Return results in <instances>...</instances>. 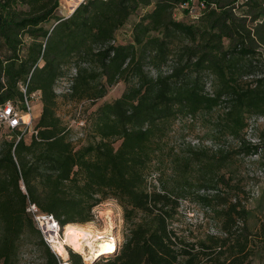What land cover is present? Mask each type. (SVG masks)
<instances>
[{
    "label": "trees",
    "instance_id": "obj_1",
    "mask_svg": "<svg viewBox=\"0 0 264 264\" xmlns=\"http://www.w3.org/2000/svg\"><path fill=\"white\" fill-rule=\"evenodd\" d=\"M59 1L0 0V104L34 93L42 104L28 141L17 130L0 141V264H19L25 235L40 242L45 264H57L27 202L65 227L91 222L108 199L127 232L113 257L89 264H252L264 237L251 233V211L226 178L231 157L190 153L172 188L150 180L179 118L214 115V136L236 141L248 118L264 119V0H84L70 16L58 14ZM72 69L71 101L96 103L125 85L89 112L79 146L56 116L54 86ZM191 188L203 191L215 233L188 238L174 228Z\"/></svg>",
    "mask_w": 264,
    "mask_h": 264
},
{
    "label": "rangeland",
    "instance_id": "obj_2",
    "mask_svg": "<svg viewBox=\"0 0 264 264\" xmlns=\"http://www.w3.org/2000/svg\"><path fill=\"white\" fill-rule=\"evenodd\" d=\"M73 1L76 2L77 6L84 0H60L58 14L68 16L73 9L70 4ZM175 14L176 19H182V16L179 15V10ZM139 15L140 13H137L129 19L128 25L117 35L118 41L126 40L132 23L137 20ZM259 51L264 53V48L259 47ZM164 70H166V67H164ZM70 84L69 76H65L58 80L54 86L57 96L56 116L67 126L71 139H74L83 128H80L78 123L82 121L84 126H86V118L89 112L103 103L104 100L110 101L118 98L123 92L125 85L122 82H118L117 85L109 89L101 101L92 103L90 101H71L69 97ZM20 103L16 102L19 106L21 105ZM32 103L34 126L38 121L39 107H42L39 95L33 98ZM213 119L214 115L211 120H204L202 116H197L196 119L181 117L176 120L171 127V132L164 140V151L159 161L153 166L150 181L156 186H165L167 189L172 188L175 175L182 169L181 164L188 162L187 158L190 157V153H197L206 157L213 156L217 152L216 156L223 154L231 157V165L226 169V178L230 180L232 188L236 190L233 194L238 192L237 194L242 204L246 205L251 211V216L248 220L249 229L253 236H256L259 240V238L264 237V119L261 117L258 119H247L248 126L244 132L243 141H236L230 137L216 138L213 132L214 129H212ZM24 135L25 140L28 141L31 132L27 131ZM11 139L10 131L4 125H1L0 141H9ZM72 143L74 146L85 144V134L72 141ZM251 145L260 146L255 154L247 153V148ZM208 195L210 196L211 193ZM203 196L204 193L200 188H191L187 192V197L180 201V211L175 221L173 220V226L183 236L200 238L205 234L215 233L218 222L213 213L204 211L201 205ZM93 213L92 221L88 223L100 231L108 228L107 233H101L100 237L102 235L104 239L105 236H112L116 244V254L123 244V238L127 232L123 224V209L117 205L116 201L108 199L94 207ZM65 228L66 226L63 228L64 232ZM19 243V264H45L41 244L36 238L31 235H25L20 239ZM111 257L113 255L108 253V255L97 257V260L106 262ZM80 258L83 263L81 256ZM252 264H264V248Z\"/></svg>",
    "mask_w": 264,
    "mask_h": 264
},
{
    "label": "built area",
    "instance_id": "obj_3",
    "mask_svg": "<svg viewBox=\"0 0 264 264\" xmlns=\"http://www.w3.org/2000/svg\"><path fill=\"white\" fill-rule=\"evenodd\" d=\"M189 14L192 18H194V16H196L197 14V10L194 7L190 8ZM70 72L71 73L69 75V78L71 83L72 77L76 75V71L72 69ZM36 95H39V93H34L30 95V97L24 98L22 103H20V106L13 102H8L4 105L0 104V126L4 125L10 132H12L13 130H17L18 132H20V134H24L27 131L35 134L33 126L34 119L32 114V100ZM78 126L81 128L84 126V123L81 121L78 123ZM83 135V130H80L77 136L72 139V141L77 140ZM21 189L22 191H24L23 185H21ZM25 212L29 217H31L34 227H36L37 231L40 234L41 241L45 244V246L48 247L53 256L56 257L57 264H71L70 258L68 257L69 252H72L76 255L78 254L82 257L84 264H89L84 259V256L79 253L73 252L71 247L65 244L63 231L64 227L59 226L58 221L53 214L40 211L37 205L30 201L27 202ZM104 239L111 241L113 247L116 249V244L112 239V236H105ZM60 244H63L64 249L66 250V257L60 256V254L56 250L58 245Z\"/></svg>",
    "mask_w": 264,
    "mask_h": 264
},
{
    "label": "bare ground",
    "instance_id": "obj_4",
    "mask_svg": "<svg viewBox=\"0 0 264 264\" xmlns=\"http://www.w3.org/2000/svg\"><path fill=\"white\" fill-rule=\"evenodd\" d=\"M70 4L72 8L76 6V2L74 1L70 2ZM107 230L108 228L100 231L90 223L68 224L64 232V241L65 244L71 247L73 252L81 254L88 263H91L95 258L108 255V253H112L115 249L111 241L104 240L102 235L100 237V234H106ZM56 250L60 256L66 257L67 254L63 244L58 245Z\"/></svg>",
    "mask_w": 264,
    "mask_h": 264
},
{
    "label": "water",
    "instance_id": "obj_5",
    "mask_svg": "<svg viewBox=\"0 0 264 264\" xmlns=\"http://www.w3.org/2000/svg\"><path fill=\"white\" fill-rule=\"evenodd\" d=\"M80 3H81V2H80ZM80 3H79V4H80ZM79 4H78V5H79ZM78 5H77V6H78ZM77 6H75V7L72 9V11L70 12V14L74 11V9H75ZM70 14H69L68 16H70ZM115 251H116V249H114V251H113L112 253H109V254L114 256Z\"/></svg>",
    "mask_w": 264,
    "mask_h": 264
},
{
    "label": "crops",
    "instance_id": "obj_6",
    "mask_svg": "<svg viewBox=\"0 0 264 264\" xmlns=\"http://www.w3.org/2000/svg\"><path fill=\"white\" fill-rule=\"evenodd\" d=\"M39 108H40V110H39V112H38V116H39V115H40V113H41V109H42V107L40 106Z\"/></svg>",
    "mask_w": 264,
    "mask_h": 264
}]
</instances>
